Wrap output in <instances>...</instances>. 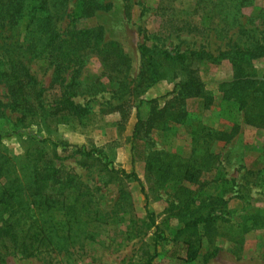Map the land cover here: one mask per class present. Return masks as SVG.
I'll return each instance as SVG.
<instances>
[{"label": "rangeland", "instance_id": "obj_1", "mask_svg": "<svg viewBox=\"0 0 264 264\" xmlns=\"http://www.w3.org/2000/svg\"><path fill=\"white\" fill-rule=\"evenodd\" d=\"M196 1L133 0L129 17L123 0H105V4L111 5L108 11L80 20L77 26L79 29L102 28L105 43L120 45L130 59L128 84L131 83L129 89H134L141 71L140 47L145 42L141 30L146 29L149 35L158 34L163 29V17L193 19L189 12ZM260 8H264V0H256L254 6L243 9L239 17L241 25L227 28L220 25L211 31L172 35L166 38V45L176 52L204 50L218 58L230 44L245 43L244 31H248L243 27L255 30L253 24H245L256 18L255 10ZM255 22L261 26L260 35L264 32L263 22ZM67 23L64 22L63 27ZM24 64L36 75L43 88L48 89L45 101L53 105L60 95L59 89L51 88L55 66L47 56L31 62L25 59ZM255 65L260 75L263 74L264 59ZM197 67L206 90L216 97L215 104L205 110L198 102L189 101V118L183 126H172L166 131L154 130L148 139L142 134L135 143L138 146L136 153L133 152V134L138 114L140 112L147 121L152 111L151 105H141L140 101L159 99L160 108H163L170 100L167 96L174 91L175 84L159 82L141 98L134 97L135 94L121 90L119 82L105 74L97 57L84 65L79 77L67 74V84L78 78L80 85L76 90L79 94L74 100L88 108L89 114L69 120L57 130L56 126L48 125L42 135L59 144L57 165L79 176L83 189L89 192L88 200L93 201L92 211L65 228L62 232L63 248L58 246V250H50L36 258L7 255L4 262L0 259V264H147L152 257H156L153 264H264V229L257 228L241 236L245 217L264 215V131L246 126L237 108L221 100L220 86L231 81L234 75L229 62L221 65L204 62ZM6 93L4 85H0V103H7ZM124 103L128 104L115 110ZM1 109L10 120H0V131L5 136L12 135V122L17 115ZM234 126L241 127L240 133L229 143L215 141L210 144L204 139V132L208 129L230 132ZM36 130L34 127L23 135L5 138L0 152L17 160L24 158L33 144L29 137ZM77 149L93 151L95 158L88 160L78 154ZM152 151L188 160L209 156L215 159L202 178V186L169 181L162 189L147 173L144 159ZM50 156L53 158L52 152ZM102 163L109 164L110 171L137 173L142 185L103 170ZM191 198L195 199V204L186 212L184 206ZM212 210L225 211V223L214 240L201 237L203 230L197 234L202 238L201 257L188 263L183 245L185 239H178L177 234L187 220ZM63 220L64 215L56 217V221ZM158 229L165 241L159 240ZM216 252L217 256L213 257Z\"/></svg>", "mask_w": 264, "mask_h": 264}, {"label": "trees", "instance_id": "obj_2", "mask_svg": "<svg viewBox=\"0 0 264 264\" xmlns=\"http://www.w3.org/2000/svg\"><path fill=\"white\" fill-rule=\"evenodd\" d=\"M123 1L130 17L133 0ZM255 3L256 0H197L189 12L193 19L175 20L168 15L163 17V29L158 34L149 35L146 29H142L145 42L140 47L138 85L129 89L130 59L120 45L116 42L105 43L102 28L79 29L77 26L80 20L95 17L100 11H108L111 5L105 4V0H0V85H4L7 91V103H0V120H10L2 111L3 107L12 115H17L12 122V135H23L37 128L33 135L29 134L33 144L24 158L17 160L0 152L2 262L7 255L36 258L50 250H58V246L63 248L65 241L62 232L65 228L72 222L75 224L78 219H84L92 211L93 201L88 200L89 192L83 189L79 176L57 165L59 144L42 135L44 127L48 125L56 126L57 130L69 120L84 118L89 114L88 108L76 104L74 99L79 94L76 88L80 85L76 77L91 58H99L105 74L117 80L121 90L135 94L134 97L141 98L159 82L175 84L174 91L167 96L170 100L163 108H160L159 99L140 101L141 105H151L152 111L147 121L140 112L138 114L133 134L134 153L138 150L135 143L142 134L148 139L154 130L166 131L172 126H183L189 118V101L198 102L205 110L215 104L216 97L206 90L197 67L204 62L221 65L227 61L232 65L233 79L220 86L221 100L237 108L246 126L264 131V73L260 75L255 65L258 60L264 59V32L259 35L261 26L255 22L259 20L264 25V8L256 9V18L245 24H253L255 30L243 27L248 31H244L245 43L230 44L229 49L218 58L204 50L176 52L166 45V38L172 35L195 34L215 30L220 25L227 28L240 24L243 9ZM64 22H68L66 27H63ZM44 56L55 66L51 88L60 91L53 105L45 101L48 89L43 88L36 75L24 64L25 59L31 62ZM67 74H76L69 84ZM240 128L234 126L230 132L208 129L204 132V139L210 144L215 141L229 143L240 133ZM12 135L5 136L0 131V145ZM77 153L88 160L95 158L93 151L77 149ZM99 155L102 156V153ZM214 159L209 156L188 160L174 154L152 151L144 160L149 178L163 189L169 181L202 186V178ZM102 168L142 185L135 172L110 171L109 164L103 163ZM194 204L195 199L191 198L184 211H191ZM61 215L65 220L56 221V217ZM226 217L225 211L212 210L185 222L177 238L185 239L183 245L188 263L196 262L201 257V237L214 240ZM257 228L264 229V215H248L242 223L241 236ZM201 230L204 234L198 237ZM159 234L158 229L159 240L165 241ZM217 254L214 253L213 257ZM155 259L152 257L147 264H153Z\"/></svg>", "mask_w": 264, "mask_h": 264}]
</instances>
